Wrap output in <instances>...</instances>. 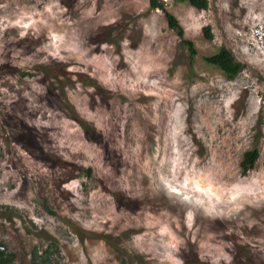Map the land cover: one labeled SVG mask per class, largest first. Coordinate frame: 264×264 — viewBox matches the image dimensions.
Masks as SVG:
<instances>
[{
	"label": "rangeland",
	"instance_id": "1",
	"mask_svg": "<svg viewBox=\"0 0 264 264\" xmlns=\"http://www.w3.org/2000/svg\"><path fill=\"white\" fill-rule=\"evenodd\" d=\"M149 1L0 0L7 264H264V0Z\"/></svg>",
	"mask_w": 264,
	"mask_h": 264
},
{
	"label": "trees",
	"instance_id": "2",
	"mask_svg": "<svg viewBox=\"0 0 264 264\" xmlns=\"http://www.w3.org/2000/svg\"><path fill=\"white\" fill-rule=\"evenodd\" d=\"M178 3H188L196 10H205L208 5V0H174ZM149 8L151 10L159 9L162 11L164 18L168 27L175 31L177 35L181 38V43L188 48L190 56L193 58L196 55V49L194 45L188 41L183 39V31L181 26L179 25L177 19L170 14L164 7L161 0H150L149 1ZM204 34L207 38H211L209 27L203 28ZM204 62L208 65H212L220 70L226 77L228 78H235L243 69V66L238 63L232 54L226 50L225 48H220L215 54L204 58ZM258 157L257 151L251 150L248 153V160H246V169L251 167L253 163L256 161ZM76 170H81L80 168H76ZM88 173V171H86ZM0 264H7L4 259V254L1 251L0 247Z\"/></svg>",
	"mask_w": 264,
	"mask_h": 264
}]
</instances>
